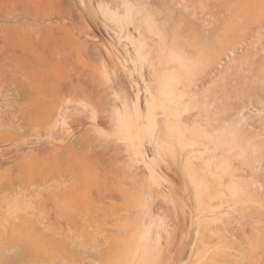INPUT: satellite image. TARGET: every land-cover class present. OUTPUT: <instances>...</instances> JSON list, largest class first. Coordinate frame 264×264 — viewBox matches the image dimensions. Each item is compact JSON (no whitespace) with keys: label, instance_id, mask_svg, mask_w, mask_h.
Masks as SVG:
<instances>
[{"label":"rangeland","instance_id":"rangeland-1","mask_svg":"<svg viewBox=\"0 0 264 264\" xmlns=\"http://www.w3.org/2000/svg\"><path fill=\"white\" fill-rule=\"evenodd\" d=\"M109 51L118 52L120 64L110 61ZM123 69L132 72L134 79L138 80L142 70L160 82L150 87V108L142 103L139 113L120 99L115 79L125 78ZM190 83H197L198 92ZM110 99L117 107L109 109L99 103ZM57 102L97 114L109 109L103 114L114 118L100 126L101 133H90L104 144L113 143L118 136L146 148L150 144L147 154L156 161L172 160L182 149L188 156L181 166L183 173L176 177L158 171L153 178L139 164L140 174L135 177L124 157L117 160L122 155L116 158L113 151L91 144L83 136L85 128H75L74 136L81 140L74 141L71 158L56 155L53 139L59 130L51 127L48 117L54 114ZM157 111L168 114L165 125ZM118 112L119 121L115 119ZM180 117L192 124L182 123ZM153 137L160 143L155 154L151 152ZM263 141L264 0H0V264H117L127 254L132 257L126 264H168V260L169 264H264V208L257 206L260 197L264 204ZM189 148L196 149L195 154ZM149 185L153 189L171 186L178 209L183 197H191L205 213L221 206L215 209V227L244 225L246 220H240L243 198L252 196L246 207L259 212L245 227V235L233 239L230 235L200 236L187 228L184 234L190 242L192 238L194 243H190L183 232L169 236L163 232L171 225L169 215L155 214L153 221L145 218L151 210ZM145 202H150L149 208ZM136 208L146 216L141 211L139 215ZM133 238H138L136 244ZM147 238H151L149 245ZM179 242L185 243V252L179 249ZM130 243L136 247L131 253L127 251L132 248ZM158 247H162L159 252ZM176 250L183 255L176 256Z\"/></svg>","mask_w":264,"mask_h":264},{"label":"bare ground","instance_id":"bare-ground-1","mask_svg":"<svg viewBox=\"0 0 264 264\" xmlns=\"http://www.w3.org/2000/svg\"><path fill=\"white\" fill-rule=\"evenodd\" d=\"M129 4V3H128ZM116 10H118L119 8H120V5L119 4H116L115 5V7H114ZM111 14V13H110ZM118 26V25H117ZM136 26V25H135ZM135 28V30H137L138 28L137 27H134ZM120 29V28H119ZM129 30V29H128ZM121 33H122V31H120ZM119 32V33H120ZM138 32V31H137ZM128 33V32H127ZM138 35V34H137ZM122 37H123V35H122ZM120 38V37H119ZM123 38H125V37H123ZM121 39V38H120ZM160 49H161V47H160ZM104 50V49H103ZM108 50V49H107ZM106 50V51H107ZM110 50H112V49H110ZM160 51H163V50H160ZM109 53H110V51H109ZM125 53L126 54H128V50H125ZM156 53V52H155ZM111 54V56H110V61H113L114 62V64L116 63V65H118V64H120L119 63V59H120V55L118 54V52H113V53H110ZM158 54V53H157ZM161 54V53H160ZM109 55V54H108ZM132 57V56H131ZM123 62V61H122ZM152 62H154V61H152ZM112 63V62H111ZM118 63V64H117ZM151 63V62H150ZM122 64V63H121ZM124 64V63H123ZM122 64V65H123ZM151 64H155V63H151ZM156 66V64L154 65V67ZM126 68H127V66H125ZM149 67V66H148ZM119 68V67H118ZM158 68V67H157ZM157 68H155L156 70H158ZM122 69V68H121ZM120 69V70H121ZM155 69H153V71L155 70ZM116 70V67H114V71ZM119 70V71H120ZM124 70V69H123ZM152 70V69H151ZM155 70V71H156ZM117 71V70H116ZM118 71V72H119ZM142 71V70H141ZM139 72V73H137L138 75V80L137 79H134V77H133V74H132V72H129V70L128 71H126V70H124V72H122V74L125 76V78H119L118 80L117 79H115L117 82L115 83L117 86H118V88H119V90H121L120 92H121V97H120V99L124 102V103H126V104H128L129 103V105L131 104L132 106L131 107H133V109H134V111H136V112H139L140 113V109H141V107H140V105L143 103L146 107H149V106H151V103L153 102L152 100V91L150 90L151 88V86L153 87V86H158V85H160V82L158 81V80H156L155 78H150V77H148V76H146L143 72ZM155 71H154V74L153 75H156L155 74ZM173 71V70H172ZM161 72V71H160ZM120 73V72H119ZM119 73H118V75H119ZM153 72H151V74H152ZM169 73H171V72H169ZM121 74V73H120ZM121 74V75H122ZM166 74V73H165ZM118 75H117V77H118ZM116 76V75H115ZM120 76V75H119ZM151 77H152V75H150ZM158 76V75H157ZM156 76V77H157ZM113 77V76H112ZM116 77V78H117ZM166 77H167V75H166ZM163 79V78H162ZM169 80V79H168ZM112 81V80H111ZM114 81V80H113ZM183 83V82H182ZM193 84V83H192ZM96 85V84H95ZM97 85H98V83H97ZM106 85H107V83H106ZM111 85V84H110ZM171 85V84H170ZM190 85H191V83H190ZM113 86V85H112ZM177 86V85H176ZM189 86V85H188ZM192 87V89L193 88H195L194 90H197V83H194L193 85H191ZM106 87V86H105ZM108 87H111V86H109L108 85ZM108 87H106V88H108ZM174 87V86H173ZM172 88V87H171ZM184 88V87H183ZM182 88V89H183ZM105 89V88H104ZM103 89V90H104ZM112 89V88H111ZM157 89V88H156ZM170 89V88H169ZM180 89V88H179ZM181 89V90H182ZM102 90V91H103ZM106 90H108V89H105V91ZM153 90H155V88H153ZM178 90V89H177ZM181 90H179L178 92L175 90L174 92L176 93H178L177 95L179 96V95H182V91ZM191 90V89H190ZM189 90V91H190ZM76 91H78L77 89H76ZM80 91V90H79ZM98 91H101V89L99 88L98 89ZM150 91H151V93H150ZM165 91V90H164ZM187 91V90H186ZM108 92H110L109 90H108ZM167 92V91H166ZM173 92V91H172ZM181 92V93H180ZM190 92H192V91H190ZM196 92H198V90L196 91ZM98 93V92H97ZM101 94H102V92H100ZM171 93V92H170ZM184 93V92H183ZM186 93V92H185ZM193 94H194V92H192ZM72 94V93H71ZM100 94V95H101ZM105 94V93H104ZM102 95L103 97L107 94H105V95ZM197 94V93H196ZM196 94H194V95H196ZM99 95V96H100ZM109 95H110V93H109ZM171 95V94H170ZM174 95V94H173ZM186 95H187V93H186ZM185 95V96H186ZM44 96V95H43ZM91 96V95H90ZM96 96H97V94H96ZM154 96H155V94H154ZM166 96V95H165ZM176 96V95H175ZM101 97V96H100ZM107 97H109V96H107ZM107 97H105L106 98V100H107ZM181 97H183V96H180V97H177V98H179V99H181ZM187 97V96H186ZM47 98V97H46ZM69 98V97H68ZM70 98H72V97H70ZM93 98V97H92ZM97 98L99 99V97L97 96ZM110 98H111V96H110ZM176 98V99H177ZM52 99H54V98H52ZM66 99V98H65ZM83 99V98H82ZM102 99V98H101ZM77 100V99H76ZM86 100V99H85ZM106 100H103V101H100L99 103H101V104H105V105H108V106H105V107H109V109H110V106H112V107H117L116 106V101L114 100V101H111V99H110V101L108 100V101H106ZM164 100H166V99H164ZM196 100V99H195ZM82 101V100H81ZM121 101V102H122ZM170 101H172V100H170ZM178 101H180V100H178ZM177 101V102H178ZM45 102V101H44ZM49 101H47V103H48ZM51 102V101H50ZM80 102V101H79ZM182 102V101H181ZM185 102V101H184ZM42 103V102H41ZM55 103V102H54ZM44 105H45V103H43ZM57 107L55 108V111H54V114H52L51 116H49L48 118H50V120H49V123H53V125L51 126V127H53V126H58V128L56 127V129L55 130H59L58 132V137H57V139H53V141L54 140H56V144H57V146L56 147H54L53 148V152L56 154V155H58V154H61L62 156H63V154H66L67 155V157L68 158H71V156L73 155L72 153H74V141L75 140H81V139H77L74 135H75V128H85V130H84V132H83V136H85V137H87L86 139H88L90 142H91V144H93V145H95L96 147H100V148H102V150L103 151H106V152H110V151H113V154L115 155V156H117L116 158H118V156L119 155H122V156H119V158L117 159L118 161H123V159H120V157H124L125 158V160L126 161H128V163H129V166L131 167V168H133V169H131L130 168V170H132V171H130V170H128L129 172H134V173H132V174H134V176L135 175H137V174H140L139 172V167H138V165L139 164H141L142 166H143V168L146 170H148V173H146V174H149L151 177H153L154 178V176L156 175V173L158 172V171H163V174L165 173V172H171V173H173L176 177H179L180 176V174H182L183 173V171H182V167L181 166H183L182 164H183V162H184V160H187V157H185V155H187V154H183L184 152H181V150L179 149V145L177 146L178 148H176V149H178V150H180L177 154H178V156L177 157H175L174 159H172V160H168V159H163L162 161H156V159L154 160L153 158L151 159L149 156H148V154H147V148H148V146L150 145H147V148L143 145V144H138V145H135V141L133 142V141H131L130 142V140L129 139H127L126 137H121V136H116L117 138L114 140V142L112 143V141L113 140H110L111 142H109L108 141V144L109 143H112V145H108V144H104V141H102L99 137H98V135L96 136V135H93L94 133L95 134H99V133H101L100 132V126L101 125H105V123H107L108 121H111L113 118H112V116L111 117H108L109 115H105V114H103L105 111H106V109H104L105 111L103 112L102 110H100L99 112H101L102 111V113L99 115V112L98 111H96V112H98V114L97 113H95L94 111H89V110H87V111H85V110H81V109H76V107H75V109L74 108H72V107H70V106H68V105H61V104H59L58 102H57ZM63 104V103H62ZM65 104V103H64ZM122 104V103H121ZM125 104V105H126ZM165 104V103H164ZM163 104V105H164ZM168 104V103H167ZM42 105V104H41ZM47 105H49V104H47ZM70 105V104H69ZM73 105H75V104H73ZM79 105V104H78ZM83 105V104H82ZM144 105H142V107L144 106ZM153 105V104H152ZM43 106V105H42ZM41 106V107H42ZM91 106V105H90ZM145 106H144V108H145ZM40 107V108H41ZM48 107V106H47ZM74 107V106H73ZM102 107H104V106H102ZM120 107V106H119ZM118 107V108H119ZM130 107V108H131ZM173 107V106H172ZM242 107V106H241ZM240 107V108H241ZM92 108V110H95V106L94 107H91ZM117 108V109H118ZM123 108V107H122ZM143 108V109H144ZM150 108V107H149ZM148 108V109H149ZM155 108V107H154ZM165 108V107H164ZM181 108V107H180ZM90 109V108H89ZM109 109H107V111L109 110ZM120 110H122L121 108H119ZM142 109V110H143ZM243 109V108H242ZM96 110H98V109H96ZM141 110V111H142ZM170 110V109H169ZM174 110V109H173ZM244 110V109H243ZM106 111V112H107ZM133 111V112H134ZM176 111V110H175ZM178 111V110H177ZM185 111V110H184ZM105 112V113H106ZM108 112H110V111H108ZM122 112V111H121ZM149 112V111H148ZM151 112V111H150ZM155 111L153 110V113H154ZM157 112H159V111H157ZM241 112V111H240ZM40 113V112H39ZM44 113V112H43ZM119 113V112H118ZM139 113H136V114H139ZM156 113V112H155ZM181 113V112H180ZM236 113V112H235ZM237 113H239V112H237ZM236 113V114H237ZM47 114V113H46ZM112 114V113H111ZM184 114V113H183ZM191 114V113H190ZM232 114V113H231ZM155 115V114H154ZM157 115H159L158 117L161 119V124H166L167 122H168V120H169V117H168V114L166 113V112H164V111H162V112H159ZM181 115V114H180ZM198 115L200 116L201 114H199L198 113ZM232 115H234V112H233V114ZM40 116V115H39ZM115 116V115H114ZM140 116H141V114H140ZM139 116V117H140ZM179 116V115H178ZM183 116V115H182ZM185 116V115H184ZM194 116V115H193ZM193 116H190V119H191V117L193 118ZM129 117V116H128ZM186 117H188V114H187V116ZM121 118H122V116L120 115V113L119 114H117V116H116V120H121ZM155 118V117H154ZM175 118L176 117H174V121H175ZM181 118V121H182V117H180ZM199 118V117H198ZM237 118V117H236ZM240 118V117H239ZM238 118V119H239ZM145 119V118H144ZM143 119V120H144ZM197 119V118H196ZM201 119V118H200ZM142 120V119H141ZM140 120V121H141ZM142 120V121H143ZM193 120H194V118H193ZM227 120V119H226ZM141 121V122H142ZM154 121V120H153ZM153 121H151L150 122V124L151 123H153ZM156 121H157V119H156ZM179 121V120H178ZM180 121V122H181ZM184 121V120H183ZM183 121H182V123H183ZM198 121V120H197ZM197 121H196V123H197ZM238 121V120H237ZM241 121V120H240ZM115 122V121H114ZM123 122V121H122ZM138 122H139V120H138ZM184 122H187V123H191V122H188V121H184ZM243 122V121H242ZM87 123H90L89 125H87ZM119 123V122H118ZM140 123V122H139ZM143 123H144V121H143ZM143 123H142V125H143ZM179 123V122H178ZM258 123V122H257ZM257 123H255V125H257ZM138 124V123H137ZM192 124V123H191ZM229 124V123H228ZM230 124H231V121H230ZM242 124V123H241ZM247 124V123H246ZM110 125V124H109ZM144 125H146V122L144 123ZM175 125H177V124H175ZM233 125V124H232ZM250 124H248V126H249ZM253 125V124H252ZM259 125V124H258ZM117 126V125H116ZM138 126V125H137ZM216 126V125H215ZM247 126V125H246ZM102 127V126H101ZM110 127V126H109ZM145 127V126H144ZM158 127H159V125H158ZM157 127V128H158ZM175 127V126H174ZM182 127V126H181ZM240 127V126H239ZM244 127H245V125H244ZM244 127H242L243 128V130H246ZM250 127H251V125H250ZM257 127V126H256ZM255 127V128H256ZM258 127H260V125L258 126ZM257 127V128H258ZM48 128V127H47ZM46 128V129H47ZM50 128V127H49ZM54 128V127H53ZM53 128H51V130H53ZM134 128V127H133ZM138 128H140V127H138ZM249 128V127H248ZM125 129V128H124ZM128 129V128H127ZM234 129V128H233ZM235 129H236V127H235ZM260 129V128H259ZM258 129V130H259ZM123 130V129H122ZM169 130H171V129H169ZM216 130V129H215ZM256 130V129H255ZM135 131V130H134ZM137 131V130H136ZM156 131V130H155ZM162 131V130H161ZM174 131V130H173ZM223 131V130H222ZM233 131V130H232ZM237 131V130H236ZM46 132H47V130H46ZM91 132H93V134H90ZM113 132V131H112ZM127 132V131H126ZM129 132V131H128ZM243 132V131H242ZM255 132V131H254ZM258 133H259V131H257ZM165 133V132H164ZM216 132H214V134H215ZM225 133H227V132H225ZM232 133V132H231ZM47 134V133H46ZM122 134V133H121ZM217 134H218V132H217ZM236 134V133H235ZM261 134H262V131H261ZM52 135V134H51ZM55 135V134H54ZM56 135V136H57ZM92 135V136H91ZM125 135V134H124ZM127 135H128V133H127ZM126 135V136H127ZM138 135V134H137ZM136 135V136H137ZM260 135V134H259ZM80 136V135H79ZM156 136V135H155ZM217 136V135H216ZM261 136V135H260ZM75 137V138H74ZM113 137H115V136H113ZM133 137V136H132ZM151 137H152V135H151ZM150 137V138H151ZM224 138V137H223ZM227 138V137H226ZM238 138V137H237ZM107 139V138H106ZM132 140H133V138H131ZM152 139H154V137L152 138ZM152 139H151V141H152ZM219 139V138H218ZM230 139V138H229ZM105 140V139H104ZM250 140V139H249ZM144 141V140H143ZM161 141V140H160ZM244 141V140H243ZM78 142V141H77ZM82 142V141H81ZM87 142V141H86ZM106 142V141H105ZM138 142V141H137ZM141 142V141H140ZM147 142V141H146ZM145 142V143H146ZM233 142H235V141H233ZM264 142V141H263ZM76 143V142H75ZM143 143V142H142ZM152 143V142H151ZM158 143H159V140L158 139H154V141H153V143H152V149H151V152L153 151V150H155L156 148H157V145H158ZM79 144H80V142H79ZM160 144V143H159ZM163 144V143H162ZM178 144V143H177ZM241 144V143H240ZM263 144V143H262ZM77 145H78V143H77ZM85 145V144H84ZM87 145V144H86ZM224 145H225V143H224ZM81 146H83V145H81ZM159 146V145H158ZM162 145H160V147H161ZM167 146V145H166ZM185 146V145H184ZM252 146H253V144H252ZM151 147V146H150ZM206 147V146H205ZM80 148V147H79ZM99 148V149H100ZM164 149V148H163ZM183 149H185V148H183ZM187 149H188V147H187ZM228 149H229V147H228ZM150 150V149H149ZM177 150V151H178ZM194 151V154H195V151H196V149L194 150V149H191L190 150V148H189V151L191 152V151ZM204 150H205V148H204ZM207 150V149H206ZM205 150V151H206ZM156 151V150H155ZM155 151H153L154 152V154H155ZM186 151H188V150H186L185 149V152ZM226 151V150H225ZM229 151H231V149L229 150ZM228 151V152H229ZM239 151V150H238ZM161 152V151H160ZM168 152V151H167ZM200 153H201V150L199 151ZM243 152V151H242ZM149 153V152H148ZM193 153V152H192ZM196 153H198V152H196ZM153 154V153H152ZM191 154V153H190ZM220 154V153H219ZM65 155V156H66ZM160 155V154H159ZM222 155V154H221ZM224 155V154H223ZM228 156H229V154H227ZM60 156V155H59ZM217 156V155H216ZM153 157H154V155H153ZM160 157H162L161 155H160ZM195 157V156H194ZM59 158H62L61 156L59 157ZM116 158H114V159H116ZM63 159V158H62ZM120 159V160H119ZM191 159V158H190ZM214 159H216V158H214ZM219 159H220V157H219ZM73 160V159H72ZM161 160V159H160ZM258 160V159H257ZM71 161V160H70ZM125 161V162H126ZM153 161H154V164H153ZM225 162H227L226 161V159H225ZM127 163V164H128ZM221 163V162H220ZM126 164V163H125ZM153 164V165H152ZM219 164V163H218ZM224 164V163H223ZM187 165V164H186ZM220 166H221V164H220ZM220 166H218L217 165V167H219L220 168ZM223 166V165H222ZM128 167V166H127ZM128 169V168H127ZM190 170V169H189ZM139 171V172H138ZM165 171V172H164ZM159 173V172H158ZM160 174V173H159ZM162 174V173H161ZM167 174V173H166ZM131 175V174H130ZM129 175V176H130ZM149 175H147V176H149ZM199 175V174H198ZM210 175H214V174H210ZM132 176V175H131ZM130 176V177H131ZM140 176V175H139ZM147 176H146V179H147V181L149 180L148 178H147ZM158 176V175H157ZM182 176V175H181ZM186 176V175H185ZM194 176H196V175H194ZM204 176V175H203ZM217 176V175H216ZM135 177H138V175L137 176H135ZM184 177V176H183ZM218 177H220V176H218ZM217 177V178H218ZM222 177V176H221ZM238 177V176H237ZM134 178V177H133ZM141 178H144V177H141ZM145 179V178H144ZM164 179H165V176H164ZM170 179V178H169ZM187 179V178H186ZM204 179H206V176H205V178ZM215 179V178H214ZM219 179V178H218ZM225 179V178H224ZM230 179V178H229ZM135 180V179H134ZM133 179H132V181H134ZM143 180V179H142ZM141 180V181H142ZM155 180V179H154ZM198 180V179H197ZM202 180V179H201ZM200 180V181H201ZM207 180H208V178H207ZM206 180V181H207ZM226 180H227V178H226ZM232 180V179H231ZM235 180V179H234ZM233 180V181H234ZM151 181V180H150ZM152 181H153V179H152ZM152 181H151V183H152ZM184 181H185V179H184ZM192 181V180H191ZM200 181H199V183L198 184H200ZM203 181V180H202ZM214 181V180H213ZM212 181V182H213ZM215 181H217V180H215ZM135 182V181H134ZM143 182H145V180L143 181ZM211 182V183H212ZM222 181L220 180V183H221ZM232 182V181H231ZM157 183V182H156ZM205 183V182H204ZM211 183H210V185H211ZM228 183H229V181H228ZM158 184H161L159 181H158ZM166 184V183H165ZM178 184V183H177ZM222 184H223V182H222ZM232 184V183H231ZM152 185V184H151ZM151 185H149V187H151ZM185 185H186V183H185ZM188 185V184H187ZM191 185V184H190ZM217 185V184H216ZM230 185V183L227 185V186H229ZM154 186V185H153ZM156 186H158V185H156ZM204 186H206V185H204ZM149 187H148V189H149ZM155 187V186H154ZM186 187V186H185ZM197 187H198V185H197ZM200 187V186H199ZM152 188V187H151ZM150 188V189H151ZM218 188V187H217ZM225 188V187H224ZM184 189V188H183ZM188 188L186 187V190H187ZM200 189V188H199ZM199 189H197V190H199ZM216 189V188H215ZM223 190V189H222ZM225 190V189H224ZM261 190V189H260ZM146 191H147V189H146ZM146 191H145V193H146ZM193 191V190H192ZM217 191V190H216ZM220 191V190H219ZM249 191H251V190H249ZM248 191V192H249ZM149 192V193H148ZM147 193L150 195L149 197H150V199H149V201H151V203L150 202H148V203H150V208H151V210H150V212H147V215L148 216H146V214L144 215L143 213H142V209L140 210L139 209V212L140 213H142V215H143V217H145V218H150V221H153V219H155V214H156V216L157 215H159L160 214V216H164L165 215V217H166V215H169L170 216V218H172V222H171V225L170 226H168V227H164L162 230H163V232L166 234V235H171V234H174V235H176V234H178V233H182V235H184L185 236V234H184V230L185 231H187V228H188V230L189 229H191V232H192V230H193V232H194V234L195 235H200V236H204V235H207V236H210V235H214V234H217V235H221V236H227V235H230V236H233V237H231L232 239L235 237V235H237V237H238V235L241 233V235H245L244 233L246 232V229H245V227L246 226H249V225H251L253 222H254V218H255V214H257L259 211L257 210V208H256V210H257V213L255 212L254 213V206L253 205H251L252 207V209L254 210H251V211H249V208H248V206L246 207V203L248 202V199L250 198V197H252V196H247V197H249L248 199H242L243 201V204L242 203H240V202H238L239 204H242V205H240L241 207H240V209H242L243 211V214H244V216H242L243 218L242 219H240V220H246L245 221V223H244V225L241 227V226H237V224L235 225V224H232V225H230V226H223V227H215L214 225H212L213 224V220L216 218L217 220H218V217H215L214 215H216L217 216V212H216V214H215V209L216 208H218V209H220V207L221 206H217V207H213V209L212 210H210L209 209V211H208V213H212V214H208V213H205L204 211H202V210H200L199 209V207H198V209H197V205H194L191 201V197L190 198H187V197H183V194H182V197L183 198H180V202H181V205H179V207H180V209H178V207L174 204L175 202V198H174V196H173V192H174V189L171 187V186H164V187H162V186H158L157 188H152V191L151 190H149ZM150 192H151V194H150ZM190 192V191H189ZM224 192V191H223ZM144 193V194H145ZM222 193V192H221ZM252 193H254V192H252ZM258 193H260V192H258ZM143 194V193H142ZM256 193H254V194H252L253 195V197H254V195H255ZM145 195H147V194H145ZM226 195V194H225ZM249 195V194H248ZM250 195H251V193H250ZM257 195H259V194H257ZM260 195H262V194H260ZM259 195V196H260ZM187 196H189V194L187 195ZM143 197H144V199H146L145 197L146 196H144L143 195ZM192 197H194V196H192ZM201 197V196H200ZM216 197V196H215ZM218 197H220V196H218ZM228 197V196H227ZM255 198H257L255 201H257L259 198L258 197H256L255 196ZM262 197H260V199H261ZM132 199V198H131ZM135 199H136V197H135ZM139 199V201L142 199H140V198H138ZM198 199V198H197ZM217 199V198H216ZM223 199V198H222ZM259 199V203L257 204V206L260 204V207H263L264 208V204H262V200H260ZM134 200V199H133ZM133 200H132V202H133ZM199 200V199H198ZM203 200V199H202ZM218 200H220V199H217V201ZM227 200H228V202H229V199L227 198ZM145 201V200H144ZM147 201V200H146ZM189 201H190V203H189ZM216 201V202H217ZM250 201V200H249ZM253 201V200H252ZM197 202V201H196ZM201 202V201H200ZM199 202V203H200ZM213 202V201H212ZM215 202V201H214ZM231 202H234V201H231ZM134 203V202H133ZM132 203V204H133ZM147 203V204H148ZM236 203V202H235ZM264 203V202H263ZM131 204V203H130ZM137 204V203H136ZM135 204V205H136ZM146 204V202L144 203V205H145V208L146 207H148V205ZM211 204V203H210ZM230 204V203H229ZM237 204V203H236ZM239 204H238V206H239ZM248 204H250V203H248ZM256 204V203H255ZM144 205L142 204V206L144 207ZM147 205V206H146ZM212 205V204H211ZM215 205V204H214ZM227 205V203L226 204H224V206H226ZM233 205V204H232ZM138 206H141V204L140 205H137V208H138ZM213 206V205H212ZM133 207H134V204H133ZM132 207V208H133ZM222 207H223V205H222ZM228 207V206H227ZM229 207H231V205H229ZM249 207H250V205H249ZM255 207H256V205H255ZM259 207V209H261ZM127 208H129V206L127 207ZM136 208V210H137V212H138V209ZM149 208V207H148ZM224 208H226V207H224ZM223 208V209H224ZM232 208H235L236 210H237V208H239V207H234V206H232ZM231 208V209H232ZM218 209H216V210H218ZM234 209V210H235ZM125 210H127V209H125ZM143 210H145L144 208H143ZM221 210H222V208H221ZM230 210V209H229ZM234 210H231V212L232 211H234ZM235 210V211H236ZM262 210H264V209H262ZM147 211H149L148 209H147ZM234 211V212H235ZM126 212V211H125ZM138 212V214L139 215H141L140 213ZM145 212V211H144ZM218 212H222V211H218ZM227 212H228V209H227ZM240 212L241 211H239V214H240ZM149 213V214H148ZM229 213H230V211H229ZM236 213L238 214V212L236 211ZM137 214V213H136ZM135 214V215H136ZM137 214V215H138ZM232 214V213H231ZM230 214V215H231ZM237 214H234V215H237ZM136 215V216H137ZM258 215V214H257ZM239 216V215H238ZM238 216H236V217H238ZM157 217H159V216H157ZM240 217V216H239ZM135 218V217H134ZM133 218V220H135ZM139 219H141V217H138ZM158 219V218H157ZM161 219V218H160ZM169 219V218H168ZM233 219V218H232ZM136 220H137V217H136ZM136 220L135 221H133V222H136ZM145 220V219H144ZM156 220V219H155ZM163 220V219H162ZM234 220H235V218H234ZM239 220V219H238ZM138 221H140V220H138ZM231 221V220H230ZM233 221V220H232ZM158 222H159V220H158ZM216 222V221H215ZM228 222V221H227ZM236 222H237V219H236ZM140 223H141V221H140ZM156 223V222H155ZM154 223V224H155ZM167 223V222H166ZM240 223H241V221H240ZM138 223H135V225H137ZM145 224V223H144ZM147 224H148V226H149V221H148V223H146L145 225H146V228H147ZM151 224H152V222H151ZM216 225V224H215ZM138 226V225H137ZM137 226H135V227H137ZM220 226V225H219ZM134 227V226H133ZM142 227V226H141ZM143 228V227H142ZM135 229V228H134ZM138 229H140L141 230V228L139 227ZM137 228L135 229V230H138ZM144 229V228H143ZM134 230V231H135ZM148 231V230H147ZM146 231V232H147ZM190 231V230H189ZM188 231V236H189V232ZM139 232H141V231H139ZM160 231H158V233H159ZM135 233V232H134ZM187 233V232H186ZM157 234V233H156ZM136 235H138V231H137V234ZM144 235V234H143ZM159 235V234H158ZM132 236H133V234H132ZM140 236H142V235H140ZM173 236V235H172ZM181 236V235H180ZM192 236H193V234H192ZM216 236V235H215ZM138 237H139V235H138ZM148 237V236H147ZM158 237V236H157ZM156 237V235H155V237L154 238H157ZM162 237V236H161ZM161 237H158V238H161ZM186 237V236H185ZM194 238L193 239H196L195 238V236H193ZM213 237V236H212ZM212 237H211V240H212ZM135 238V237H134ZM133 238V239H134ZM152 238V237H151ZM151 238H147V242H148V245L150 244V242H151ZM175 238V237H174ZM187 238V237H186ZM189 238V237H188ZM187 238V242H188V240L190 239H188ZM199 238V237H198ZM197 238V239H198ZM214 238H216V237H214ZM228 238V237H227ZM138 239V238H137ZM136 239V240H137ZM141 239H142V237H141ZM166 239V238H165ZM183 239H184V237H183ZM208 239V238H207ZM210 239V238H209ZM219 239V238H218ZM224 239V238H223ZM222 239V240H223ZM230 239V238H229ZM136 240L134 239V244H136L137 242H136ZM145 240H146V238H145ZM156 240V239H155ZM167 240V239H166ZM220 240V239H219ZM219 240H218V242H219ZM130 242H133V240H130ZM136 242V243H135ZM142 242H143V240H142ZM160 242H161V240H160ZM182 242H183V240H182ZM189 242H190V240H189ZM191 242H192V238H191ZM190 242V243H191ZM209 242H210V240H209ZM223 242H224V240H223ZM146 242H144V244H145ZM190 243H187V245L188 244H190ZM192 243H194V242H192ZM225 243V242H224ZM231 243V242H230ZM229 243V244H230ZM143 244V243H142ZM157 244V243H156ZM156 244H155V246H156ZM162 244V243H161ZM181 245V243L179 242L178 243V245ZM228 244V245H229ZM160 245V244H159ZM158 245V246H159ZM194 245V244H193ZM223 245V244H222ZM128 246H134V245H132L131 243L130 244H128ZM127 246V247H128ZM137 246V245H136ZM139 246V245H138ZM147 245L145 244V247H146ZM151 246H153V244L151 245ZM164 246V245H163ZM175 246V245H174ZM192 246V245H191ZM149 247V246H148ZM160 247V246H159ZM158 247V248H159ZM180 247V246H179ZM185 247H186V245H185V243H184V245H183V243H182V245H181V247L179 248L180 250L182 249H185ZM133 248V247H132ZM130 249V248H128V250H127V248H126V250L127 251H130V253L132 252V251H134L135 250V248H133V249ZM157 248V250H158V252H159V250L162 248H159L158 249ZM189 248H191L190 246H189ZM125 249V248H124ZM130 249V250H129ZM139 249H141V248H139ZM151 249V248H150ZM168 249V248H167ZM187 249H188V246H187ZM144 250V249H143ZM156 250V249H155ZM155 250H152V251H154L153 252V254L155 253ZM146 251V250H145ZM144 251V252H145ZM149 251V250H148ZM175 251V250H174ZM177 251V250H176ZM184 251V250H183ZM190 251V250H189ZM191 251H192V249H191ZM168 252V251H167ZM178 252H180V253H178ZM181 252L182 251H177L176 253H175V255L177 256L178 254L179 255H181ZM185 252V251H184ZM184 252H182V255H183V253ZM127 253H129V252H126V254ZM140 253V251L138 252V254ZM143 253V252H142ZM171 253V252H170ZM169 253V254H170ZM186 253H187V251H186ZM174 254V253H173ZM189 254H192V253H189ZM194 254V253H193ZM210 254V253H209ZM131 255V254H130ZM143 255V254H142ZM142 255H141V257H142ZM150 255V254H149ZM155 255V254H154ZM153 255V256H154ZM174 255V256H175ZM212 255V254H211ZM126 256H127V258H126ZM125 256V258L126 259H124L123 260V262L124 261H126L127 259L131 262V257H132V255H131V257H129L128 256V254ZM134 256V255H133ZM172 256V255H171ZM209 256V255H208ZM140 257V256H139ZM138 257V258H139ZM140 257V258H141ZM182 257V256H181ZM137 257L135 258V259H138ZM159 258V257H158ZM143 258H141V260H142ZM172 259V258H171ZM176 259V258H175ZM177 259H179V258H177ZM181 259H183V258H181ZM217 259V258H216ZM222 259V258H221ZM140 260V261H141ZM145 260V259H144ZM150 260V259H149ZM180 260V259H179ZM220 260V259H219ZM225 260V259H224ZM135 262L137 261V260H134ZM133 261V262H134ZM169 262H171V260H168ZM167 261V262H168ZM172 261H174L175 263H177L176 261L177 260H172ZM226 262H227V260H225ZM122 262V263H123ZM132 262V263H133ZM134 262V263H135ZM147 262V261H146ZM151 262V261H150ZM158 262V261H157ZM169 262H168V264H169ZM226 262H224V263H226ZM117 264H122V263H120V262H116ZM145 263V262H144ZM159 263V262H158ZM211 263V262H210ZM123 264H126L125 262L123 263ZM147 264V263H146ZM173 264V263H172ZM216 264V263H215ZM220 264H222V263H220Z\"/></svg>","mask_w":264,"mask_h":264}]
</instances>
